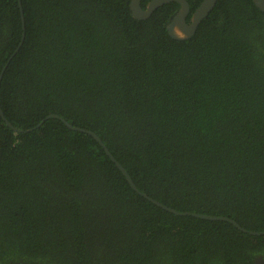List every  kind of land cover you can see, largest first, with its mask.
I'll return each instance as SVG.
<instances>
[{
    "label": "trees",
    "instance_id": "16d2710c",
    "mask_svg": "<svg viewBox=\"0 0 264 264\" xmlns=\"http://www.w3.org/2000/svg\"><path fill=\"white\" fill-rule=\"evenodd\" d=\"M130 3L0 0V264L264 254V12L218 0L178 40V2Z\"/></svg>",
    "mask_w": 264,
    "mask_h": 264
},
{
    "label": "water",
    "instance_id": "95a60500",
    "mask_svg": "<svg viewBox=\"0 0 264 264\" xmlns=\"http://www.w3.org/2000/svg\"><path fill=\"white\" fill-rule=\"evenodd\" d=\"M218 0H203L200 5L196 8V10L192 13V16L190 18V22H188V17L189 14L191 13V6L190 3L187 0H151L147 4V8L142 7V0H131L130 7L133 12V15L135 18L138 19H147L149 18L152 13L159 8L160 6H163L164 4L170 3V2H178L180 4V9L177 11L175 14L174 18L171 20V22L168 24V30L169 34L174 38L178 40H186L191 38L197 31L198 26L202 22L204 18H206L210 12L213 10V8L216 6ZM255 5L264 12V0H253ZM22 7V4H21ZM22 18H23V27L25 29V19L22 11ZM25 35V33H24ZM2 75H0V84H1V79ZM0 113L4 117V113L2 109L0 108ZM55 116V115H54ZM66 125L70 127L71 129L77 130V131H82V132H87L91 135H93L98 142L105 148L106 153L111 157V159L117 164V166L120 168V170L126 175L128 181L132 185L134 189L137 190V187L131 178V176L128 174V172L125 170V168L115 159V157L110 153L109 149L106 147V145L103 143L101 138L94 132L78 127H74L71 125L69 122L65 121ZM9 125H11L8 122ZM12 126V125H11ZM14 128V127H13ZM145 197H147L149 200L154 202L155 204L163 207L164 209L176 213V214H190L194 216H201L203 218L207 219H221V220H230L235 226L239 227L241 230L246 231L245 228L240 226L238 222L235 220L228 218V217H217V216H208V215H200V214H191V213H181L173 208H170L166 205H163L161 202L152 199L146 194H143ZM252 234H264V232H250Z\"/></svg>",
    "mask_w": 264,
    "mask_h": 264
},
{
    "label": "flooded vegetation",
    "instance_id": "af4514ba",
    "mask_svg": "<svg viewBox=\"0 0 264 264\" xmlns=\"http://www.w3.org/2000/svg\"><path fill=\"white\" fill-rule=\"evenodd\" d=\"M146 8H147V6H146ZM253 264H264V254H262V253L259 252L255 256L254 261H253Z\"/></svg>",
    "mask_w": 264,
    "mask_h": 264
}]
</instances>
